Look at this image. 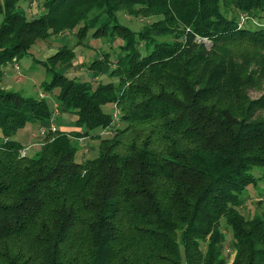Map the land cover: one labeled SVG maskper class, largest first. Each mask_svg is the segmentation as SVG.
I'll list each match as a JSON object with an SVG mask.
<instances>
[{
    "label": "trees",
    "instance_id": "obj_1",
    "mask_svg": "<svg viewBox=\"0 0 264 264\" xmlns=\"http://www.w3.org/2000/svg\"><path fill=\"white\" fill-rule=\"evenodd\" d=\"M43 6L28 19L18 0H0V83L39 40L63 32L77 40L38 60L50 75L43 97L0 87V264H264V217L239 209L261 178L252 170L264 168V0ZM120 13L152 20L134 30ZM89 33L119 41L118 51L88 63L93 79L70 77ZM101 74L112 80L94 86ZM250 89L262 94L249 98ZM46 95L81 129L49 132L22 156L14 136L29 123L49 125ZM113 104L119 126L104 109ZM83 136L99 144L80 161Z\"/></svg>",
    "mask_w": 264,
    "mask_h": 264
},
{
    "label": "rangeland",
    "instance_id": "obj_2",
    "mask_svg": "<svg viewBox=\"0 0 264 264\" xmlns=\"http://www.w3.org/2000/svg\"><path fill=\"white\" fill-rule=\"evenodd\" d=\"M45 0H18V5L22 11L26 14L28 19L38 17L43 12V4ZM120 20L134 30H140L143 24L147 21H151L150 17H132L129 14H119ZM247 19V18H246ZM3 20V15L0 13V23ZM257 19H255L256 21ZM255 21H252L254 24ZM91 33V31H90ZM88 34L82 43L75 46L76 58L73 63L68 67L66 75L70 77L79 78L82 80H91L92 71L88 68V63L95 60L96 57L102 53V51H110L112 53L117 52V45L119 41L113 44H108L106 39L103 38H93L91 34ZM62 40L55 39L54 36L47 40H39L31 49V54L21 57L18 61L11 62L4 67L5 73L2 77V82L0 87L4 89L14 90L23 93L26 96L41 97L42 89L40 87L41 83L50 78L46 67L38 60H46V58L52 55L62 43L70 42V46L77 44V40L73 33L63 32ZM110 47V48H109ZM17 66L19 68H17ZM109 65L104 67V71L108 70ZM65 69H63L64 71ZM66 71V70H65ZM103 71V72H104ZM96 79V80H95ZM93 81L94 86L97 85L99 81L108 82L112 80L107 74H101L98 78ZM249 98H258L262 91L250 89L247 92ZM46 100L48 104L53 109L55 100L53 97L46 95ZM106 111L111 110L110 105L104 107ZM54 121L56 122L59 129H64L66 131L80 130L81 128L76 123V115L73 112L62 111L59 115L55 116ZM36 123H29L25 127L19 129L15 134L14 138L23 143L24 147L32 145L27 149V155L32 156L40 147L37 144H33L37 141L36 136L39 129ZM105 133H102V138L106 137ZM86 142H78V152L76 159L82 161L85 157H93L98 152L99 139H91V147L84 152ZM252 173L256 177H261L257 185H250L244 192L247 202L243 204L239 209L244 214L245 217H249L253 214H260L264 217V168L255 167ZM223 244H224V254L228 259L232 260L234 256L233 248L231 246V241L233 239L232 231L228 227L223 226ZM230 248V251L227 248Z\"/></svg>",
    "mask_w": 264,
    "mask_h": 264
},
{
    "label": "built area",
    "instance_id": "obj_3",
    "mask_svg": "<svg viewBox=\"0 0 264 264\" xmlns=\"http://www.w3.org/2000/svg\"><path fill=\"white\" fill-rule=\"evenodd\" d=\"M246 17L247 16L245 14L241 15V22L242 23L245 22ZM17 68H18V66H17ZM43 96H44V94L42 93L41 97H43ZM110 112H111V115H112V124L115 125V126H119L120 125V110H119L118 106L116 104H113L111 106ZM59 113H60V105L58 104V102H54L52 119L50 120L49 125H47V126H45V125L39 126V128H38L39 131H38L37 135L36 136L34 135V137H38V138H37V141L34 142L33 144L41 145L43 140H45V138L47 137L49 132H56L58 130V126H57L56 122L54 121V119H55V116L59 115ZM102 133H105L106 135L112 134V129L111 128H106V129H104L102 131ZM83 139H84V137H79L78 141L82 142ZM31 146L32 145H29L27 147H23L21 149V155L22 156L27 155L26 151ZM84 149H85V151H87L88 147L85 146ZM227 250L230 251V248L228 247Z\"/></svg>",
    "mask_w": 264,
    "mask_h": 264
},
{
    "label": "crops",
    "instance_id": "obj_4",
    "mask_svg": "<svg viewBox=\"0 0 264 264\" xmlns=\"http://www.w3.org/2000/svg\"><path fill=\"white\" fill-rule=\"evenodd\" d=\"M4 73H5V70H4ZM36 124L38 125L37 127L39 128L40 124H39L38 122H37ZM83 137H84V139H83L82 142H86V141H88V142L86 143L85 146L88 147V148L91 147V144H90V140H91V139H89V137H87V136H86V137L83 136ZM39 139H40V138H39ZM21 144L23 145V143H21ZM23 146H24V145H23ZM84 152H85V149H84Z\"/></svg>",
    "mask_w": 264,
    "mask_h": 264
}]
</instances>
